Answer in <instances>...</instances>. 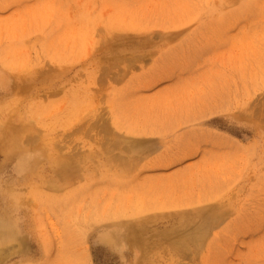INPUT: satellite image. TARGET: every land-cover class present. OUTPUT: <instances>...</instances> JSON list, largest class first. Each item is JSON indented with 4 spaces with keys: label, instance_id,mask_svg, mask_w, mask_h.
Wrapping results in <instances>:
<instances>
[{
    "label": "rangeland",
    "instance_id": "374dc122",
    "mask_svg": "<svg viewBox=\"0 0 264 264\" xmlns=\"http://www.w3.org/2000/svg\"><path fill=\"white\" fill-rule=\"evenodd\" d=\"M4 226L0 264H264V0H0Z\"/></svg>",
    "mask_w": 264,
    "mask_h": 264
},
{
    "label": "bare ground",
    "instance_id": "6f19581e",
    "mask_svg": "<svg viewBox=\"0 0 264 264\" xmlns=\"http://www.w3.org/2000/svg\"><path fill=\"white\" fill-rule=\"evenodd\" d=\"M146 144V143H145ZM145 144H144V146H145ZM149 145V144H148ZM151 145V144H150ZM149 145V146H150ZM153 145V144H152ZM152 145H151V147H152ZM148 147V146H147ZM12 152V151H11ZM147 152V151H146ZM67 166V165H66ZM65 166V167H66ZM180 211V210H179ZM195 213V212H194ZM5 229V230H4ZM4 229H0V236H10L11 234L9 233V232H7V229H6V226H4ZM119 237V236H118ZM125 240V239H124Z\"/></svg>",
    "mask_w": 264,
    "mask_h": 264
}]
</instances>
